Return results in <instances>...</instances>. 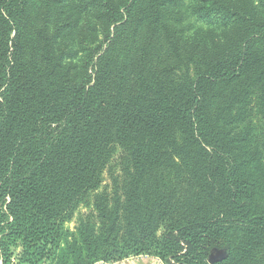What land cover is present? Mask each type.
Segmentation results:
<instances>
[{"label": "trees", "instance_id": "obj_1", "mask_svg": "<svg viewBox=\"0 0 264 264\" xmlns=\"http://www.w3.org/2000/svg\"><path fill=\"white\" fill-rule=\"evenodd\" d=\"M137 255L264 264V0H0V264Z\"/></svg>", "mask_w": 264, "mask_h": 264}, {"label": "rangeland", "instance_id": "obj_2", "mask_svg": "<svg viewBox=\"0 0 264 264\" xmlns=\"http://www.w3.org/2000/svg\"><path fill=\"white\" fill-rule=\"evenodd\" d=\"M72 9H73V5H72ZM74 11V10H73ZM89 23H91L89 26ZM204 28H206L204 26ZM69 28H66L65 30H68ZM97 29L96 32H99L101 30V25L96 22L93 21L91 18H87V17H80L79 23L77 24V27L72 29V31L69 32V34H65L63 35L64 40L60 41L59 44V49L61 52L69 55V53L71 52H77V58H67L66 61L67 63H70L71 65L74 66V74L79 75L80 74V70L81 68L79 67V64L81 62L82 59V47L84 45V47L86 45L89 44L92 41V36L90 33H93V30ZM80 33L83 35H87V40L85 42L81 41V37ZM94 34V33H93ZM82 43V44H81ZM88 46V47H89ZM71 56H74V54H72ZM78 73V74H77ZM108 168L104 171V182L102 185V188H107L110 185V180H109V174H108ZM85 210H83L82 212H84ZM78 214L76 215L75 219L72 220V222L69 223V227L71 229H75L76 227V218H77ZM129 261L127 260L126 262L124 261H120L118 263L120 264H165L164 262L161 261V259H159L158 257H154V256H148V255H137V256H131L129 258ZM15 264V261H13Z\"/></svg>", "mask_w": 264, "mask_h": 264}, {"label": "water", "instance_id": "obj_3", "mask_svg": "<svg viewBox=\"0 0 264 264\" xmlns=\"http://www.w3.org/2000/svg\"><path fill=\"white\" fill-rule=\"evenodd\" d=\"M224 257V255H222L220 252H218V255L217 256H212L210 258V261L214 262V261H217V260H220Z\"/></svg>", "mask_w": 264, "mask_h": 264}, {"label": "crops", "instance_id": "obj_4", "mask_svg": "<svg viewBox=\"0 0 264 264\" xmlns=\"http://www.w3.org/2000/svg\"><path fill=\"white\" fill-rule=\"evenodd\" d=\"M127 260L129 261V259H125V261H124V260H123V261L126 262ZM120 263H121V262H120ZM120 263H116V264H120ZM96 264H107V263H104V262H98V263H96ZM127 264H128V263H127ZM129 264H130V263H129ZM139 264H140V263H139Z\"/></svg>", "mask_w": 264, "mask_h": 264}, {"label": "built area", "instance_id": "obj_5", "mask_svg": "<svg viewBox=\"0 0 264 264\" xmlns=\"http://www.w3.org/2000/svg\"><path fill=\"white\" fill-rule=\"evenodd\" d=\"M107 264H116V263H107Z\"/></svg>", "mask_w": 264, "mask_h": 264}]
</instances>
